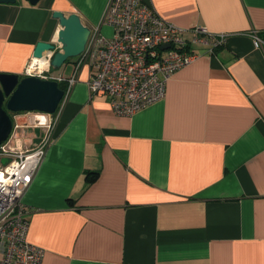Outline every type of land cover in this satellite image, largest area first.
<instances>
[{
  "label": "crops",
  "instance_id": "crops-1",
  "mask_svg": "<svg viewBox=\"0 0 264 264\" xmlns=\"http://www.w3.org/2000/svg\"><path fill=\"white\" fill-rule=\"evenodd\" d=\"M144 1L179 29L223 35L222 45H192L197 57L169 77L164 97L129 116L91 96L89 70L78 69L22 195L27 241L44 251L41 264H264V47L251 37L264 40V0ZM107 3L0 2V74L24 77L36 44H55L53 12L90 29ZM70 61L69 75H54H72ZM10 116L23 124L20 148L49 119Z\"/></svg>",
  "mask_w": 264,
  "mask_h": 264
},
{
  "label": "built area",
  "instance_id": "built-area-1",
  "mask_svg": "<svg viewBox=\"0 0 264 264\" xmlns=\"http://www.w3.org/2000/svg\"><path fill=\"white\" fill-rule=\"evenodd\" d=\"M102 27H109L111 35L102 34ZM251 37L255 47H264V40L255 32ZM223 39V35L212 36L199 27L179 29L159 17L144 0H108L100 24L90 28L85 50L74 59L72 75H54L50 61L59 50L56 44L41 58L30 59L23 76L54 80L66 87L58 112L43 113L49 119L35 126L43 130L39 141L29 147L15 146L17 131L23 128L16 123L0 145V264L42 262L44 251L27 241L29 222L21 199L52 141L58 114L76 83L78 69L89 70L87 88L91 96L107 95L116 115L129 116L164 97L169 77L197 57L189 51L192 45L205 44L212 52ZM2 159L6 164H1Z\"/></svg>",
  "mask_w": 264,
  "mask_h": 264
},
{
  "label": "water",
  "instance_id": "water-1",
  "mask_svg": "<svg viewBox=\"0 0 264 264\" xmlns=\"http://www.w3.org/2000/svg\"><path fill=\"white\" fill-rule=\"evenodd\" d=\"M28 1L34 5L39 0ZM0 2L12 3L14 0ZM52 18L58 22L55 44L59 45V50L54 52L50 67L53 71H58L68 60L83 53L90 29L83 25L75 13L66 16L61 12H53ZM55 44L38 42L33 51V58H41L44 52L53 51ZM63 95L64 90L59 87L57 81L0 74V145L8 139L12 130L10 113L36 111L53 114Z\"/></svg>",
  "mask_w": 264,
  "mask_h": 264
},
{
  "label": "rangeland",
  "instance_id": "rangeland-1",
  "mask_svg": "<svg viewBox=\"0 0 264 264\" xmlns=\"http://www.w3.org/2000/svg\"><path fill=\"white\" fill-rule=\"evenodd\" d=\"M56 45H58V44H56ZM74 59H76V58H74ZM70 63H71V61L68 60L65 64H63L62 68H60V70L65 72L66 75H69V73L71 72L72 67L70 66L71 65ZM6 161H7L6 159H2L1 164H3V165L6 164Z\"/></svg>",
  "mask_w": 264,
  "mask_h": 264
},
{
  "label": "trees",
  "instance_id": "trees-1",
  "mask_svg": "<svg viewBox=\"0 0 264 264\" xmlns=\"http://www.w3.org/2000/svg\"><path fill=\"white\" fill-rule=\"evenodd\" d=\"M219 47V46H218ZM218 47H215V48H213V50H212V52L215 50V49H217ZM70 60H72V59H70ZM59 84V87L61 88V89H65V83H58ZM85 178H86V181H88V183H90V182H92V181H94V178H95V173H92V172H86V176H85Z\"/></svg>",
  "mask_w": 264,
  "mask_h": 264
},
{
  "label": "bare ground",
  "instance_id": "bare-ground-1",
  "mask_svg": "<svg viewBox=\"0 0 264 264\" xmlns=\"http://www.w3.org/2000/svg\"><path fill=\"white\" fill-rule=\"evenodd\" d=\"M56 36V35H55Z\"/></svg>",
  "mask_w": 264,
  "mask_h": 264
}]
</instances>
